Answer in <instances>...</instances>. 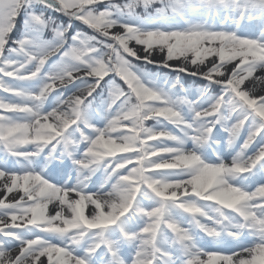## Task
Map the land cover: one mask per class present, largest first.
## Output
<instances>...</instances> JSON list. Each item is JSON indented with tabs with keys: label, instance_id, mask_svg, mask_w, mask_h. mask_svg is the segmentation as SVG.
Returning <instances> with one entry per match:
<instances>
[{
	"label": "snow or ice",
	"instance_id": "obj_1",
	"mask_svg": "<svg viewBox=\"0 0 264 264\" xmlns=\"http://www.w3.org/2000/svg\"><path fill=\"white\" fill-rule=\"evenodd\" d=\"M0 264H264V0H0Z\"/></svg>",
	"mask_w": 264,
	"mask_h": 264
},
{
	"label": "trees",
	"instance_id": "obj_2",
	"mask_svg": "<svg viewBox=\"0 0 264 264\" xmlns=\"http://www.w3.org/2000/svg\"><path fill=\"white\" fill-rule=\"evenodd\" d=\"M185 79L189 82V84H191V82H192V78H190V77H185Z\"/></svg>",
	"mask_w": 264,
	"mask_h": 264
},
{
	"label": "bare ground",
	"instance_id": "obj_3",
	"mask_svg": "<svg viewBox=\"0 0 264 264\" xmlns=\"http://www.w3.org/2000/svg\"><path fill=\"white\" fill-rule=\"evenodd\" d=\"M157 59H159V57H157Z\"/></svg>",
	"mask_w": 264,
	"mask_h": 264
}]
</instances>
